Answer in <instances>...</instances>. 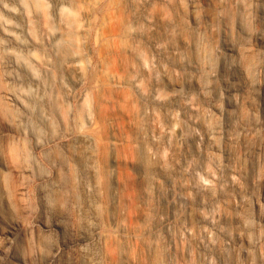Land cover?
<instances>
[{
  "label": "clouds",
  "instance_id": "clouds-1",
  "mask_svg": "<svg viewBox=\"0 0 264 264\" xmlns=\"http://www.w3.org/2000/svg\"><path fill=\"white\" fill-rule=\"evenodd\" d=\"M0 264H264V0H0Z\"/></svg>",
  "mask_w": 264,
  "mask_h": 264
}]
</instances>
